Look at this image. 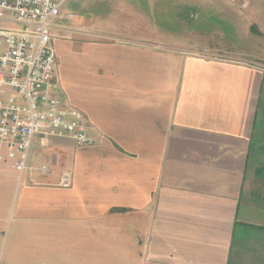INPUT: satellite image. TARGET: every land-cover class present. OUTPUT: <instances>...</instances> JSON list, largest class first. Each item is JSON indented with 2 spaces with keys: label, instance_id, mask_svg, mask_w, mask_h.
Returning <instances> with one entry per match:
<instances>
[{
  "label": "crops",
  "instance_id": "crops-1",
  "mask_svg": "<svg viewBox=\"0 0 264 264\" xmlns=\"http://www.w3.org/2000/svg\"><path fill=\"white\" fill-rule=\"evenodd\" d=\"M62 21L56 93L95 145L38 138L47 173L1 166L0 264H264V64L107 32L105 9L95 41Z\"/></svg>",
  "mask_w": 264,
  "mask_h": 264
},
{
  "label": "built area",
  "instance_id": "built-area-1",
  "mask_svg": "<svg viewBox=\"0 0 264 264\" xmlns=\"http://www.w3.org/2000/svg\"><path fill=\"white\" fill-rule=\"evenodd\" d=\"M69 0H0V168L5 163L22 178L48 172L31 165L34 142L70 139L77 147L94 146L84 113L67 106L56 93L57 57L52 30ZM70 172L59 186L69 188Z\"/></svg>",
  "mask_w": 264,
  "mask_h": 264
},
{
  "label": "rangeland",
  "instance_id": "rangeland-1",
  "mask_svg": "<svg viewBox=\"0 0 264 264\" xmlns=\"http://www.w3.org/2000/svg\"><path fill=\"white\" fill-rule=\"evenodd\" d=\"M104 9L110 12L109 27H103L107 32L126 33L142 26L149 37L164 43L220 47L242 60L264 64V0H69L64 14L73 18L60 24L75 36L86 30V37L95 41L89 34L95 32V13Z\"/></svg>",
  "mask_w": 264,
  "mask_h": 264
}]
</instances>
